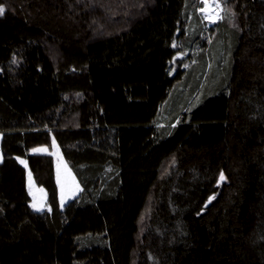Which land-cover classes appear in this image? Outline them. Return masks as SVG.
Returning <instances> with one entry per match:
<instances>
[{
  "label": "trees",
  "instance_id": "obj_1",
  "mask_svg": "<svg viewBox=\"0 0 264 264\" xmlns=\"http://www.w3.org/2000/svg\"><path fill=\"white\" fill-rule=\"evenodd\" d=\"M222 2L0 0V264H264V0Z\"/></svg>",
  "mask_w": 264,
  "mask_h": 264
},
{
  "label": "rangeland",
  "instance_id": "obj_2",
  "mask_svg": "<svg viewBox=\"0 0 264 264\" xmlns=\"http://www.w3.org/2000/svg\"><path fill=\"white\" fill-rule=\"evenodd\" d=\"M200 5L198 7L199 16L202 19V27L204 30H210L219 23L223 22L225 19V7L223 5L222 0H199ZM219 4L220 8H216L215 5ZM207 5V7H206ZM5 8L4 5H0ZM220 17H223L221 19ZM209 43H214L213 39L214 36L209 33L208 34ZM188 51L179 54L180 58H183L184 63H182V67L186 68L187 70L191 69L195 66L198 62L197 59H193L190 57L188 58ZM194 57V56H193ZM195 58V57H194ZM25 60L22 52L16 51L15 57L11 62H9L8 70L9 72H13L14 69H18L21 62ZM213 66L212 64L209 65V68ZM0 69L3 67L0 65ZM83 95L80 94H72L69 96H65L64 102L71 103L75 99H80ZM61 110L64 109V104L62 105ZM65 110V109H64ZM48 129V126H47ZM55 143V142H54ZM2 137L0 135V161L2 160ZM54 145V144H53ZM47 149L50 151L49 146L47 145H39L36 146L35 149ZM52 150V149H51ZM32 151V150H31ZM43 152V151H42ZM55 156V179L58 187V200H59V207L64 209L66 205L73 199H75L81 192L82 187L81 185L75 181V175L73 170L71 169L69 163L67 162L65 156L62 153L61 149L57 147H53L51 151ZM19 161H23V165L28 167V161L25 158H19ZM220 181L221 178H220ZM28 191L31 196L30 206L35 211H46L51 210L50 202H49V193L45 186L39 184L36 180H34L33 174H28Z\"/></svg>",
  "mask_w": 264,
  "mask_h": 264
},
{
  "label": "crops",
  "instance_id": "obj_3",
  "mask_svg": "<svg viewBox=\"0 0 264 264\" xmlns=\"http://www.w3.org/2000/svg\"><path fill=\"white\" fill-rule=\"evenodd\" d=\"M56 123V122H55ZM54 123V124H55ZM47 126H48V123H46L45 125H40V127H45V128H47ZM48 128H50V126H48ZM1 135V134H0ZM1 137H2V135H1ZM54 145H55V147H57L58 149H61L60 148V146H59V144L57 143V142H55L54 143ZM54 145H53V147H54ZM53 147H52V150H53ZM36 148V147H35ZM35 148H33V149H35ZM33 149H32V153H35L34 151H33ZM50 149V151H43V152H37V153H52L51 151V148H49ZM63 153V152H62ZM54 155V154H53ZM64 155V154H63ZM55 157V156H54ZM26 159V158H25ZM27 160V159H26ZM25 166V165H24ZM26 167V166H25ZM27 168V179H26V183H28V174H30V173H32V171H31V169H30V167H29V164H28V167H26ZM75 175V174H74ZM75 178V181L76 182H78V180H77V178H76V176L74 177ZM34 180H35V178H34ZM79 183V182H78ZM27 189H28V186H27Z\"/></svg>",
  "mask_w": 264,
  "mask_h": 264
},
{
  "label": "snow or ice",
  "instance_id": "obj_4",
  "mask_svg": "<svg viewBox=\"0 0 264 264\" xmlns=\"http://www.w3.org/2000/svg\"><path fill=\"white\" fill-rule=\"evenodd\" d=\"M206 7H207V5H206ZM215 7L216 8H220V5L219 4H217V5H215ZM4 12H5V8L3 7V6H0V16H2L3 14H4ZM221 19H223V17H220ZM173 46H175V45H173ZM33 151L34 152H42V151H47V149H33ZM21 163H24L23 161H21ZM221 180H223L224 179V177H223V173H221Z\"/></svg>",
  "mask_w": 264,
  "mask_h": 264
}]
</instances>
